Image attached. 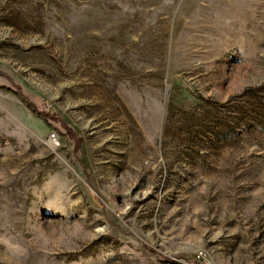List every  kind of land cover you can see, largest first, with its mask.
Masks as SVG:
<instances>
[{
  "label": "rangeland",
  "instance_id": "1",
  "mask_svg": "<svg viewBox=\"0 0 264 264\" xmlns=\"http://www.w3.org/2000/svg\"><path fill=\"white\" fill-rule=\"evenodd\" d=\"M6 232L0 264H264V0H0Z\"/></svg>",
  "mask_w": 264,
  "mask_h": 264
},
{
  "label": "clouds",
  "instance_id": "2",
  "mask_svg": "<svg viewBox=\"0 0 264 264\" xmlns=\"http://www.w3.org/2000/svg\"><path fill=\"white\" fill-rule=\"evenodd\" d=\"M46 183L49 188L54 187L56 177H49ZM0 246H2L0 251H4L14 260H23L29 253L28 247L11 232L0 233Z\"/></svg>",
  "mask_w": 264,
  "mask_h": 264
},
{
  "label": "built area",
  "instance_id": "3",
  "mask_svg": "<svg viewBox=\"0 0 264 264\" xmlns=\"http://www.w3.org/2000/svg\"><path fill=\"white\" fill-rule=\"evenodd\" d=\"M49 141L51 144H57L54 135L49 136ZM189 264H210L206 258V253L203 249H198L194 252V255Z\"/></svg>",
  "mask_w": 264,
  "mask_h": 264
}]
</instances>
